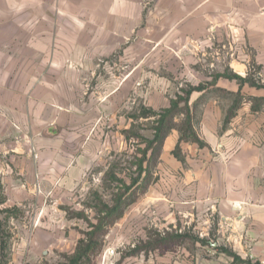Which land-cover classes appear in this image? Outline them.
I'll return each mask as SVG.
<instances>
[{"label": "crops", "instance_id": "0c3cea01", "mask_svg": "<svg viewBox=\"0 0 264 264\" xmlns=\"http://www.w3.org/2000/svg\"><path fill=\"white\" fill-rule=\"evenodd\" d=\"M58 2L61 10L54 0H0V181L8 207L37 194L56 202L75 197L103 145L102 119L118 123L120 86L130 95L152 70L164 86L185 70L193 87L207 86L189 100L207 146L181 143L180 161L172 155L180 132H170L161 160L171 171L149 190L143 212L158 221L160 237L185 228L207 236L213 228L214 238L203 247L207 257L197 239L182 238L181 248L143 251L142 264H233L220 247L264 261V89L218 78H246L254 67L264 83V0ZM118 58L132 71L121 74ZM211 88L231 97L226 109ZM43 212L30 222L35 245L48 243L56 228ZM69 235L73 247L80 236Z\"/></svg>", "mask_w": 264, "mask_h": 264}, {"label": "rangeland", "instance_id": "374dc122", "mask_svg": "<svg viewBox=\"0 0 264 264\" xmlns=\"http://www.w3.org/2000/svg\"><path fill=\"white\" fill-rule=\"evenodd\" d=\"M54 3L53 6L57 10L62 9L58 0H54ZM158 56V54L151 55L152 61L157 62ZM127 60H119L118 58V68L121 74L122 72L125 73L124 71H132L130 69L132 65ZM128 67L129 69H127ZM101 72L106 73L105 71ZM203 72L205 75L207 74L206 71ZM259 73L260 70L254 67L250 68L249 74L253 79L256 80ZM158 74V70H152L151 81L149 79L140 80L139 84L136 81L134 90L130 95H127L126 87L120 86L121 89L116 102L118 123L113 122L110 125L108 119H102L101 123H104L103 145L98 151V159L95 165L84 178L80 193L73 198L59 199L60 202H56L57 199L51 196L45 197L42 194H37L36 197H31L20 205L11 207L18 210H14L9 215H0V264H68V256L76 250L79 240L84 237L83 233L90 231L89 224H97L98 208L96 207L101 206L100 202L110 206L114 205V198L125 193L126 188L131 184V180L138 177L135 163L141 158L140 152L146 149L148 141L154 138V128L159 119V114H162L163 109L169 106L172 97L177 94L178 97H185L186 91L193 87L185 76V70L183 73L181 72L183 77L180 80L176 83L171 81L166 86H164L163 80L161 82L158 79ZM258 82L264 85V83ZM89 85V89H91L94 84ZM208 92L211 96L220 97L223 100L219 103L223 109L231 104V97L215 91L214 88L209 89ZM146 97L149 99L144 101L147 99ZM144 103L150 105L151 110L155 111L157 115L142 117L144 110H147ZM179 107L180 110L186 112L183 103ZM184 119L182 115L175 119V131H179L178 129ZM193 123L194 125L197 123V119L194 117ZM163 147L164 144L161 152L156 151V155L149 164L145 163V166L148 167L145 181L141 179L142 184L135 186V189L127 193V196L135 194L136 203L126 210L120 220L107 229V235L101 240L103 241L101 251L99 255L92 257L90 264H142L143 251L148 255L155 249L174 250L181 248L180 244H185L184 239L175 240L173 237L169 243L158 246L160 235L158 228H156L158 225L154 224L155 221H158L153 215L143 212V208L146 207L143 203L149 190L157 189L161 176L171 171L169 164L162 163ZM180 155L182 159L180 161H184L182 148H180ZM150 156L151 152H148L147 158ZM5 159L6 156L0 152V165ZM168 185L171 186L166 184V186ZM168 187L165 188L168 189ZM139 205L142 206L140 212L132 214V208ZM7 208H10L8 207V198L4 195V188L0 181V211ZM42 211H44L43 214L47 219L51 218L55 221L56 228L53 230L54 236L48 243L35 245L31 238L34 231L30 229V222ZM78 214H81V217H78ZM144 218L147 220L145 223ZM70 229L80 236L73 247L65 242V238L70 237ZM3 231L4 236H2ZM175 233L176 230H171L166 235H175ZM182 233L184 238L198 240L201 256L207 257L209 255L207 249L203 247L214 238L215 230L213 228L209 230L207 236L202 230L194 231L188 228H185ZM147 236L151 239L150 241L145 239ZM145 241L151 243V246L145 244ZM202 241L205 245L201 243ZM190 245L191 243L188 241L186 246L182 248H190Z\"/></svg>", "mask_w": 264, "mask_h": 264}, {"label": "trees", "instance_id": "16d2710c", "mask_svg": "<svg viewBox=\"0 0 264 264\" xmlns=\"http://www.w3.org/2000/svg\"><path fill=\"white\" fill-rule=\"evenodd\" d=\"M219 77H225L230 80H237L240 85L247 83L250 86L256 87L258 89L264 88V85H261L249 75L246 78H241L237 75H229L226 73L224 75L218 76V78ZM206 88L207 86L205 85L190 87L189 90L186 91L185 97L179 96L177 99L172 100L170 102V107L163 109L162 114H159V119L157 120L156 126L154 128V138L151 141H148L146 149L140 152L142 155L141 158L138 159L135 163V166L137 167L136 172L138 174V177L131 180V184L126 188L125 193L119 194L114 198V205L110 206L108 204L100 202L101 206L96 207L98 208L97 224H89L90 231L83 233L84 237L79 240L76 250L72 255L68 256V264H90L92 257L99 255L103 244V241L101 240H103V238L107 235V229H109L118 220H120L126 210L131 205L136 203L137 197L135 196V194L127 196V193H130L131 190L135 189V186H139L140 184H142L141 179L145 181V178L148 174V167L145 166V163L149 164L158 150L161 152L165 139L176 127L174 121L177 117L182 115L185 119L183 120L181 127L178 129L180 132V138L175 150L173 151V155L176 158L182 160L180 155L181 143H196L201 148L207 146L206 143L199 138L194 129L191 107L189 105V100L192 93L204 91ZM182 103L185 106L186 112H183V110L179 109V105ZM238 106L239 101L236 100L232 107L228 110L227 116L224 121L225 124H227L234 116V112L237 110ZM156 115L157 113L150 109L144 110L142 117ZM148 152H151V156L149 158H147ZM4 201H2L3 204ZM14 210L18 209L7 208L5 210H1L0 215H9ZM77 216L81 217V214H78ZM2 236H4V231L2 232ZM173 237H175V240L184 238L182 234L180 235L177 233L175 235L169 234L165 237H159L158 246L163 244L165 245L166 243L171 241ZM201 243L205 245L204 241H202ZM148 244L151 246V243L148 242L147 245ZM219 250L230 256L233 259V264H251L250 260H242L228 248L220 247Z\"/></svg>", "mask_w": 264, "mask_h": 264}, {"label": "built area", "instance_id": "2783aa9c", "mask_svg": "<svg viewBox=\"0 0 264 264\" xmlns=\"http://www.w3.org/2000/svg\"><path fill=\"white\" fill-rule=\"evenodd\" d=\"M249 260H250L251 264H264V261H255L252 258Z\"/></svg>", "mask_w": 264, "mask_h": 264}]
</instances>
